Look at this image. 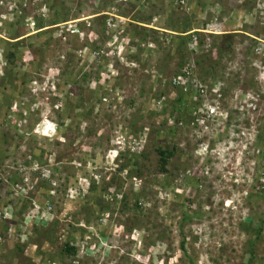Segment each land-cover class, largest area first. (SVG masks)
Returning <instances> with one entry per match:
<instances>
[{
	"label": "rangeland",
	"instance_id": "rangeland-1",
	"mask_svg": "<svg viewBox=\"0 0 264 264\" xmlns=\"http://www.w3.org/2000/svg\"><path fill=\"white\" fill-rule=\"evenodd\" d=\"M198 1L181 8L176 0H52L51 7L49 0H0V33L8 39L0 38V49L5 59L14 45L23 56L19 72L28 73L1 103L11 104L0 131L11 155L0 168V199L12 203L0 206V264H190L181 231L196 264H264V145L257 140L264 137V0ZM213 20L219 35L203 33L199 52L188 46L191 99L175 109L183 88L170 82L180 61L173 37L183 22L198 27L187 35H197ZM65 22L79 33L54 27ZM225 35L233 45L221 52ZM197 84L208 90L207 107L220 103L221 115H198L205 100ZM174 145L166 175L157 147ZM142 148L139 171L128 168L121 151ZM33 154H42L38 163L52 181L33 173L30 189L18 190ZM199 176L201 193L187 201L188 182ZM43 186L52 193L42 203L52 209L25 231L23 216L37 205L18 199ZM185 210L195 217L182 227ZM248 221L263 225L260 235L245 231ZM18 222L24 235L15 239ZM71 234L76 257L62 254Z\"/></svg>",
	"mask_w": 264,
	"mask_h": 264
},
{
	"label": "trees",
	"instance_id": "trees-1",
	"mask_svg": "<svg viewBox=\"0 0 264 264\" xmlns=\"http://www.w3.org/2000/svg\"><path fill=\"white\" fill-rule=\"evenodd\" d=\"M49 2H50V6L49 7H51L52 6V4H51L52 0H49ZM196 4H197V6H203V2L201 0L198 1ZM57 21H58V19H56V18H53V19H49L48 20V22H50L52 24L59 23ZM192 23L195 24L196 21H194ZM182 24H183L182 26H179L180 29H181L180 33H182V34H175L176 37H173V39H174L173 45H174V47L176 46L174 48L175 49L174 50V54L177 55L180 58V61L178 62V68H177L178 71L175 74V76L173 77V79L170 81L173 86H175L173 84L174 78H176V77L178 78V77H182V76L185 77L186 74H187L186 73L187 71H186V69H184V66H185V64L187 62V58H188L187 55L189 54L188 46L191 44L192 38L194 36L193 33H191L189 35L186 34L193 27V25L191 24V22L190 21H188L187 23L186 22H183ZM206 25L207 24H205V26ZM179 27L177 29H179ZM195 28H198V27H193L192 29H195ZM195 33H197V36L199 37V40H200V45H201V47H203L205 45L204 44V42H205L204 41V37L202 36L203 33H198V32H195ZM222 38L223 39L221 40V43L220 44H222V47H223L224 50H221V52L222 51H229L231 49L232 45H233L232 42H230V39H228L229 37L227 35L223 36ZM19 59H21V60H19ZM6 60L8 62V69L6 67L7 71L4 73V76L1 77L2 80H0V131L2 130L3 125L5 124V121H8L7 120V117H5V115H6L7 111H8V109H9V107L11 106V104H8L7 101H5V104H4L5 106L2 107V104L1 103H3V100H5V96L7 95V94H5L4 90L7 89V88H9V86L11 87L12 86L11 84H13V83L16 82L14 80L16 78L19 79V77H20L21 80H23V82H21L22 83V86H23L24 83H25V80L24 79L27 77V74H28L25 71L24 72H19L18 65L19 66L21 65V64H19V62H21L23 60V56H21L19 54V52L16 51L14 45L6 46ZM30 67H31V65H30ZM204 67H205V69L206 68H209L210 69V71L207 70L206 73H208L207 74L208 76L209 75L212 76L210 72H211V70L213 68H215V65L209 64V65H205ZM187 77L190 80L189 76H187ZM188 84L189 83L186 84V82H185L184 85L180 86V88H183V91L180 94V99L181 100L179 101L178 106L177 107H174L175 109L183 110L184 109V106L183 105L185 104V102L186 101L188 102L191 99L190 93L187 90ZM20 92L22 93V91H20ZM9 99H10V97H9ZM183 99H184V101H182ZM189 106H190V108L192 110L193 109V106L190 105V104H189ZM7 116H8V113H7ZM178 120H176V123L177 124L179 123ZM18 121H19V124L17 125V128L20 129L21 125H24L25 123H23L22 117H19V120ZM177 126L178 125H175L172 128L177 127ZM156 133L159 135L158 132H155V134ZM172 134H175V132L172 131L171 132V135ZM257 140L259 142L258 145H260L261 143H263V145H264L263 133H261V134L258 135V139ZM6 143H7V140H4V137L2 135V132H0V168H1L2 164H4L5 160L8 159V157H10V155H11L10 154V151L3 150V146L6 145ZM176 149L177 148L175 147V145L173 146V149L172 150L165 149V148H161L160 146L157 147V153L160 156L159 157V167H160L159 169H160V172L161 173L166 174V175L168 174V168L167 167H168V165L170 163V160L175 156ZM261 149H262L261 156L264 159V148L261 147ZM33 155H34L33 157H30V161L33 164L37 163L38 165L42 166V168H44V165L45 164H44L43 160H41L42 161L41 164L38 163V159H41L40 157L42 156V154H40L39 156L37 154H33ZM120 156L122 158H124V159L127 160V162H128L127 164L129 165V166L127 165L128 168L131 167V169H132V167H135L137 169V171H139V169H138L139 167L136 166V165H138V160L137 159L140 158L141 156L142 157L145 156V149L144 148H142L140 150L139 149H136V151H134V150L132 151V149H131V151H130V149H128L127 151L126 150H122ZM28 163H29V161H26L25 162V165L27 166ZM46 168H48V167L46 166ZM262 174L264 175V172H262ZM188 178H190V177H188ZM202 182H203V178L200 177V176L197 177V178L194 177L191 182H188V188H190V191L188 192V196H190V197H189V199H187V201L188 200L191 201L193 198H197L199 196V194L201 193L200 192V189H201ZM0 185H2V184H0ZM169 187L170 186H168V184L163 185V188H169ZM94 188L95 187L93 186V189ZM254 189H256V187H254ZM48 192H49V189L46 186H43L42 188L40 187L39 192H38L37 195L30 194L28 196H22L18 200H19V203H21L22 200H27V201L31 200V205H32V202L33 203L35 202L34 203L35 205H39V206H42L43 205V206H45L48 203L47 202L48 200H44L45 201L44 203H42V201H43V199H45L46 196H48ZM255 192L256 191L251 192V193H248V195H249L248 197L255 196L257 194ZM178 196H181V195L178 194ZM35 198L41 199V200L37 201V199H35ZM183 199H184V202H185L186 199L185 198H183ZM6 201H8V200H4L3 201V204H1V199H0V206H2V208H4V206H8V205H10L12 203L11 200L8 201V202H6ZM87 201H88L87 199L83 198L82 203L84 205H87V203H88ZM127 206H128V202L125 200L124 205H123V209L126 208ZM139 206H140V202L139 203H136L134 205V209H136V210L139 209ZM28 208H29V205H28ZM194 217H195V214H191L187 210L183 211L182 212V221H181L182 227L185 226L187 223L190 224V222H192L194 220ZM23 220H24V218H22V221ZM20 223H22V222H20ZM20 223L18 222V224L16 225V227H17L16 230H15L16 235L13 236V237H15V239H17V238L19 239L20 238L21 230L18 228ZM262 226H260V228L253 227L252 221H248L247 223H243L242 224V227L245 228V231L249 235H251L253 232L256 235L257 234L260 235V232L262 231ZM5 229L8 231L9 230V226L8 225L5 226ZM36 229H38V228H36ZM181 235H182L181 249L184 252V255L188 257V259L190 261V264H196V262L194 261L193 257L191 255H189L188 252H187V249H186V245H187L186 244V239H187V237H186V235L182 231H181ZM74 237H75V234H73V235L71 234L70 235V239L67 240L65 242L64 246L62 247V254L64 256H69V257H76L77 256L78 250L76 248V242H75V238ZM249 245H250V249H249V254H250L249 261H251L252 260V257L255 254V251H254V241L251 240L250 243H249ZM17 250L20 251V250H22V248L20 246H17Z\"/></svg>",
	"mask_w": 264,
	"mask_h": 264
},
{
	"label": "built area",
	"instance_id": "built-area-1",
	"mask_svg": "<svg viewBox=\"0 0 264 264\" xmlns=\"http://www.w3.org/2000/svg\"><path fill=\"white\" fill-rule=\"evenodd\" d=\"M177 3L180 5L181 8H184L187 6L188 4V0H176ZM45 10L46 8H42V12L43 14L45 13ZM215 20L217 21V19L215 18ZM210 23V24H209ZM205 28L201 29V30H197V32L199 33H206V34H209V35H219L217 32H215L213 30L214 28V24H216V22L214 23V20L209 22ZM30 24L34 25V22H31ZM2 23H0V27H2ZM109 26L112 25V23L109 21L108 23ZM75 25H73L72 23H69V22H65V23H62V24H58L57 26H54V27H58V28H61L62 29V32L64 33L65 31L67 32H72V33H79V29H75L74 27ZM52 27H46L45 29H50ZM65 30V31H64ZM221 34V33H220ZM0 38L1 39H4V40H8L6 39L5 36H2V34L0 33ZM260 44L259 46L257 47L256 51L259 55H262V51L261 50V47H262V44L263 42L262 41H259ZM192 46V48L194 50H196L197 52L201 51L202 47L200 45V40H199V37L197 35H194L193 38H192V42L190 44ZM3 49H0V75L3 76V66L6 64V61L4 59V54H3ZM187 69V74L185 77H176L174 78L173 80V84L175 86H182L187 83L188 86L191 85V82L190 80L188 79L187 76H190V71L188 69V67L186 68ZM197 91L199 92V96H201L202 98H204V102L200 105L199 104V107H198V114H202V113H206V119H211L212 116H217V115H221V112H220V103H216V105H213V106H206L207 105V101L206 99L208 98L207 95H208V90L207 88H205L203 85H199L197 84ZM199 98H196V100L198 101ZM200 101V100H199ZM204 109H206V111H204ZM219 110V111H218ZM201 116V115H200ZM205 119V120H206ZM30 172H28L26 175H24L23 177V180L20 181V184H17L16 186L18 187L17 189L18 190H29L30 187H31V178H29V176L31 175H34L33 173H37L38 172V175L42 177V179H46V180H51L52 181V176H51V172L48 168H42L40 167L37 163L33 164L31 167H30ZM24 170V169H23ZM21 171V173H23L24 171ZM4 181V178L2 175H0V182H3ZM52 209L51 205H46V206H39L37 205L36 207L33 208V212H31V214L25 216V220H24V223L23 226L25 228V230H27L30 225L32 226L33 224L36 223V218L39 216V213L40 211H44V212H48L50 213L49 211ZM49 210V211H48ZM35 211V213H34ZM100 222L102 224H106L108 221L106 218H101L100 219ZM138 235V234H137Z\"/></svg>",
	"mask_w": 264,
	"mask_h": 264
},
{
	"label": "clouds",
	"instance_id": "clouds-1",
	"mask_svg": "<svg viewBox=\"0 0 264 264\" xmlns=\"http://www.w3.org/2000/svg\"><path fill=\"white\" fill-rule=\"evenodd\" d=\"M261 10H262V8H261ZM257 43V42H256ZM5 61H6V57H5ZM6 65V64H5ZM3 66V71H4V68L6 67V66ZM4 73V72H3ZM3 76H4V74H3ZM2 75H0V78L1 77H3ZM260 79H262V81H264V76L262 75V74H260ZM258 96V95H257ZM254 100V99H253ZM197 102V101H196ZM199 102V101H198ZM198 105V104H197ZM199 115V114H198ZM218 116V115H217ZM14 119V118H13ZM95 177V179H96V176H94ZM45 180V179H44ZM86 179L85 178H83V181H84V183L86 182L85 181ZM83 184L82 183H80V186H78L77 188H76V190L77 191H80V190H82V188H83V186H82ZM84 187H86V186H84ZM88 187V186H87ZM87 189V188H86ZM50 193H52V191H49ZM47 204H49V203H47ZM46 204V205H47ZM45 205V206H46ZM41 207H43V205L41 206ZM24 218H25V216H24ZM34 225V224H33ZM25 231H27V230H25ZM25 234H26V232H24ZM24 235V234H23ZM22 235V233L20 234V238L23 236ZM133 237V239H135V234H134V236H132Z\"/></svg>",
	"mask_w": 264,
	"mask_h": 264
}]
</instances>
